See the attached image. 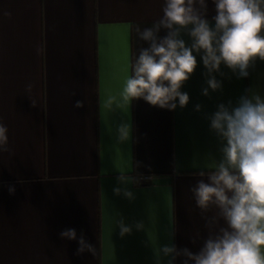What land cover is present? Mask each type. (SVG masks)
<instances>
[{
  "label": "crops",
  "instance_id": "1",
  "mask_svg": "<svg viewBox=\"0 0 264 264\" xmlns=\"http://www.w3.org/2000/svg\"><path fill=\"white\" fill-rule=\"evenodd\" d=\"M207 4L212 22L215 5ZM162 6L163 0H0V11L12 13L0 17V121L11 149L0 153V264H158L162 244L194 253L202 246L207 231L190 188L219 159L205 116L248 88L264 97V62L245 79L222 65L223 90L205 97L197 57L182 89L187 107L125 103L131 64L149 46L135 26L150 27ZM29 83L36 107L25 92ZM77 100L83 108L73 107ZM121 124L130 126L124 142L117 138ZM120 174L136 194L132 203L113 195ZM146 174L151 181L131 182ZM121 215L127 223L143 220V231L122 239ZM70 228L96 248L95 257L77 256V241L60 238Z\"/></svg>",
  "mask_w": 264,
  "mask_h": 264
},
{
  "label": "clouds",
  "instance_id": "2",
  "mask_svg": "<svg viewBox=\"0 0 264 264\" xmlns=\"http://www.w3.org/2000/svg\"><path fill=\"white\" fill-rule=\"evenodd\" d=\"M212 3L216 13L212 22L206 18L207 0H163L158 20L143 29L135 26L139 41L149 46H141L131 64L132 74L121 93L125 103L143 99L160 109H183L190 96L182 89L199 62L205 69V97L223 90V79L217 78L226 76L222 65L237 79H245L257 61L264 62V0ZM11 16L10 11H0V17ZM161 30L166 34L161 36ZM33 88L29 83L25 92L36 107L30 95ZM84 105L85 101L77 100L73 107ZM202 107L196 104L195 111L201 112ZM205 118L217 138L219 159L212 169L198 172L190 191L207 236L195 253L172 242L162 244L155 253L158 264L164 260L166 264L177 260L180 264H264V97L252 88L245 89L235 102L218 103ZM7 133V126L0 121V153L11 152ZM117 133L119 141H127L130 126L119 125ZM147 179L151 177L140 175L131 177V182L139 185ZM116 181L113 195L134 202L135 192L123 186L129 178L120 174ZM8 190L15 194L13 186ZM116 224L122 239L144 229L143 220L127 223L122 215ZM59 236L77 241V256L85 252L96 256V248L83 234L78 238L75 229H64Z\"/></svg>",
  "mask_w": 264,
  "mask_h": 264
},
{
  "label": "built area",
  "instance_id": "3",
  "mask_svg": "<svg viewBox=\"0 0 264 264\" xmlns=\"http://www.w3.org/2000/svg\"><path fill=\"white\" fill-rule=\"evenodd\" d=\"M143 176L151 177V179H152V176L151 175L146 174V175H143ZM151 179L142 180L141 182H148V181H151Z\"/></svg>",
  "mask_w": 264,
  "mask_h": 264
}]
</instances>
